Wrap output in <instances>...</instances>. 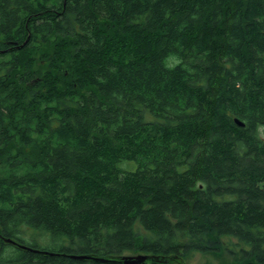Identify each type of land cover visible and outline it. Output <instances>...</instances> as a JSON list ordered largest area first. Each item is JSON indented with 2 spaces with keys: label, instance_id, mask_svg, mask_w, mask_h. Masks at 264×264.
<instances>
[{
  "label": "trees",
  "instance_id": "obj_1",
  "mask_svg": "<svg viewBox=\"0 0 264 264\" xmlns=\"http://www.w3.org/2000/svg\"><path fill=\"white\" fill-rule=\"evenodd\" d=\"M224 238L264 264V0H0V264Z\"/></svg>",
  "mask_w": 264,
  "mask_h": 264
},
{
  "label": "rangeland",
  "instance_id": "obj_2",
  "mask_svg": "<svg viewBox=\"0 0 264 264\" xmlns=\"http://www.w3.org/2000/svg\"><path fill=\"white\" fill-rule=\"evenodd\" d=\"M138 232L144 234V230L141 227L137 226ZM225 241V251L221 254H204V253H196L190 257L189 260L186 261V264H230L233 261L235 262L237 259L242 261L241 259L246 258V254L241 252V250H249V245L244 241H240L237 238H224ZM38 244L41 246H49L47 240H39ZM125 256H135L137 254L134 253H125Z\"/></svg>",
  "mask_w": 264,
  "mask_h": 264
},
{
  "label": "water",
  "instance_id": "obj_3",
  "mask_svg": "<svg viewBox=\"0 0 264 264\" xmlns=\"http://www.w3.org/2000/svg\"><path fill=\"white\" fill-rule=\"evenodd\" d=\"M239 126L243 127L244 124L240 122L238 119L235 120ZM6 242L12 243L14 245L20 246L21 249L30 250L26 246L14 241L7 239ZM74 259L78 260H86V261H93V262H102L106 264H154L153 258L151 256L146 255H135V256H121L119 258H100L97 256H88V255H77L72 256Z\"/></svg>",
  "mask_w": 264,
  "mask_h": 264
}]
</instances>
